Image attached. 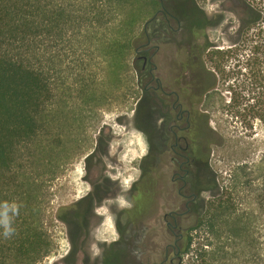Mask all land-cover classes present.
<instances>
[{
  "label": "trees",
  "instance_id": "16d2710c",
  "mask_svg": "<svg viewBox=\"0 0 264 264\" xmlns=\"http://www.w3.org/2000/svg\"><path fill=\"white\" fill-rule=\"evenodd\" d=\"M243 11L236 35L227 45L208 43L196 68L200 79L198 103L205 104L215 113L228 115L240 122L244 129L255 120L264 125V0H241ZM160 8L157 0H0V201L21 205L15 219L16 233L5 239L0 235V264H35L48 252L51 241L42 224L40 202L20 190L19 177L25 172L19 168L28 145L46 135L49 126L50 105L64 83L61 46L75 52L98 50L107 63L114 87H118L123 72L129 70V56L144 36L137 33L143 13ZM178 9V7H176ZM190 19L189 28L200 29L208 15L199 7ZM183 18H187L184 13ZM159 21H157L158 23ZM81 89H91L89 82ZM195 139L202 141L211 126L212 113L196 109ZM140 113L135 114V126L140 128ZM209 153L200 155L192 172L193 182L200 192H213V198L202 206L203 212L178 231L177 244L172 235L169 255L174 262L166 264H264L258 237L247 243L251 226L257 232L264 226V176L256 188L259 212L250 220V214L239 211L236 199L219 190L217 173L210 165ZM156 168L145 160L139 180L132 186L133 207L122 213L128 222L147 217L153 209L158 191ZM166 170H163V174ZM159 177V176H158ZM19 187V188H18ZM218 190L215 192V190ZM81 198L58 208L56 217L67 226L71 250L63 258L64 264H75L77 240L88 222L89 204ZM199 202L195 203V211ZM194 211V212H195ZM119 221L120 239L106 243L101 264H136L132 258L133 246L124 245L126 224ZM203 229L202 247L195 250L193 231ZM161 232L156 262L166 256L169 237ZM245 243L255 248L251 258L234 261L237 251L229 244ZM229 243V244H228ZM174 249L176 251H174ZM189 259V261H188ZM193 261V262H192Z\"/></svg>",
  "mask_w": 264,
  "mask_h": 264
},
{
  "label": "rangeland",
  "instance_id": "374dc122",
  "mask_svg": "<svg viewBox=\"0 0 264 264\" xmlns=\"http://www.w3.org/2000/svg\"><path fill=\"white\" fill-rule=\"evenodd\" d=\"M188 2L189 5L186 6L177 5L178 9L174 11L181 19L173 21L171 25L173 28H179L180 32L172 33L169 27L162 29L156 25L150 28V31L154 32V37L179 43L183 35L187 34L186 31L190 30V19L196 16L195 8L199 7L208 15V19L202 28L194 29L193 34L195 43L200 44L204 58L207 42L222 45L231 43L243 11L241 0H188ZM154 12L149 10L143 13L137 27L138 34L143 33L145 22ZM184 13L188 19H183ZM61 53L63 59L61 74L65 80L47 113L49 126L46 135L42 140L23 149L26 157L19 164V168L25 172L19 177L20 182H17L19 186L22 182L25 185L18 187L19 191L28 190L27 193L40 202L41 221L51 241L48 252L35 264H63V257L71 245L67 226L57 219L56 213L59 207L74 202L89 190L85 160L93 151L97 138L102 136L109 143L110 153L103 155L102 159L106 163L104 172H112L113 175L122 173L138 178L142 139L149 145L148 139L134 122L141 94L138 86L137 54L131 52L129 70L123 72L119 86L114 87L108 74L107 63L102 61L98 50L82 51L78 48L72 53L69 48L61 46ZM80 82L91 83V89L83 92ZM198 100L197 97L196 109L212 113L211 126L214 130L207 133L202 143L208 150L206 154L209 153L210 165L217 173L219 190L220 192L224 190L234 197L239 211L249 212L252 221L254 215L261 212L256 188L261 186L264 176V125L261 121L255 120L251 128L244 129L240 122H233L223 113H215L213 108L207 106L205 102L198 103ZM116 154L118 164L113 167L111 160ZM154 172L155 176L157 175L156 186L159 188L163 171L161 167H157ZM217 191L216 189L215 192ZM128 194L130 193L120 192V195ZM212 198L213 192L201 194L199 208L190 214L188 223L203 212L202 206L206 207ZM261 222L264 225V218ZM255 224L251 226L247 243L260 235L257 239L264 256V226L257 232ZM89 235L88 248L93 256L91 249L97 237L110 239L106 219L96 225L93 224ZM193 239V252L190 253V257L195 250L202 247L205 239L204 230H194ZM238 243H228L232 252L237 251L234 261H244L256 252L255 248L245 246L244 255L241 249L245 243L240 244L239 241ZM188 264H192L191 261Z\"/></svg>",
  "mask_w": 264,
  "mask_h": 264
},
{
  "label": "flooded vegetation",
  "instance_id": "af4514ba",
  "mask_svg": "<svg viewBox=\"0 0 264 264\" xmlns=\"http://www.w3.org/2000/svg\"><path fill=\"white\" fill-rule=\"evenodd\" d=\"M157 2L160 8L145 22L144 37L136 48L139 60L138 86L141 92L137 108L141 120L138 129L148 139L149 145L147 155L140 159V174L133 185L141 177L145 160L152 162L156 168L161 167L162 171L166 170L163 174L165 179H162L159 185L156 200L151 206V214L128 222L122 210L115 204H106V201L114 200L120 195L122 189L120 181L111 178L112 172H104L106 163L102 156L110 153L109 143L104 137H98L93 151L85 160L86 180L90 190L75 200L85 197V203L89 204L88 222L77 240L75 264L102 262L103 247L109 243V238L94 241L101 250L98 256H91L88 248L90 227L106 219L104 214L96 211L102 206L107 207L109 213L114 215L119 239L121 235L117 225L120 220L124 224L127 222L124 245L128 250L133 246L132 258L136 264H158L156 252L159 242L163 240L160 237L161 232H166L169 237L164 240V243H167L165 259L159 264L173 263L174 259L169 255L171 237L175 236V247L177 230L190 224L188 218L194 213L195 203L203 193L196 189L192 177V172L198 165L197 158L201 154L206 155L208 151L202 141L195 139L194 127L197 113L195 100L200 92V79L196 68L200 65L201 47L195 43L192 29L186 31L187 34L183 35L179 43L154 37L150 28L156 25L162 29L169 27L172 33L180 32L179 28H173L171 25L173 21L181 19L174 11L177 10V5H189L188 0ZM111 163L113 167L118 164L117 154L112 157ZM128 192L130 194L125 197L133 205L132 188Z\"/></svg>",
  "mask_w": 264,
  "mask_h": 264
},
{
  "label": "clouds",
  "instance_id": "9594fccd",
  "mask_svg": "<svg viewBox=\"0 0 264 264\" xmlns=\"http://www.w3.org/2000/svg\"><path fill=\"white\" fill-rule=\"evenodd\" d=\"M147 153H148V144L146 140L142 139L139 157L142 158L143 156L147 155ZM111 178L113 180L120 181V186L123 192L130 191L136 179L135 176H132V175L125 176L122 173L113 175L111 176ZM106 204H115L121 210L131 209L133 207L132 203L124 195H118L114 200L106 201ZM20 207L21 205L17 203L15 200L0 201V235H2L5 239H10L16 233V228L14 224H15L16 217H18L20 214ZM96 211L106 216V221H107L108 229L110 232V239L108 242L110 243L113 240L119 239V235L115 227L114 215L110 214L109 209L104 206H102L99 209H96ZM97 239L104 240L105 237L98 236ZM91 251H92L93 257L100 255V252H101V250L96 246V244L92 245Z\"/></svg>",
  "mask_w": 264,
  "mask_h": 264
},
{
  "label": "water",
  "instance_id": "95a60500",
  "mask_svg": "<svg viewBox=\"0 0 264 264\" xmlns=\"http://www.w3.org/2000/svg\"><path fill=\"white\" fill-rule=\"evenodd\" d=\"M139 50H137V52H138Z\"/></svg>",
  "mask_w": 264,
  "mask_h": 264
}]
</instances>
